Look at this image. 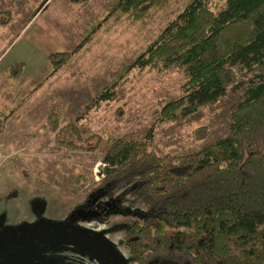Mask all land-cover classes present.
<instances>
[{"label": "rangeland", "instance_id": "374dc122", "mask_svg": "<svg viewBox=\"0 0 264 264\" xmlns=\"http://www.w3.org/2000/svg\"><path fill=\"white\" fill-rule=\"evenodd\" d=\"M41 2L0 0V115L5 114L0 125V264L127 261L119 244L118 214L105 222L78 218L73 226L49 233L56 238L51 245L37 226L64 219L81 202L82 190L100 176L110 139H148L156 154L194 152L230 133L228 115L242 92L228 86L188 115L176 110L166 116L164 106L180 95L182 69L158 62L127 67L187 0H164L145 15L130 17L110 10L112 0ZM54 51L69 54L51 71L46 55ZM13 62H22L23 73L7 72ZM249 76L240 74L237 80ZM105 86L108 99L95 103L93 96ZM72 121L82 138L73 141L82 148L61 140L70 136L61 128ZM199 128L204 134L196 138ZM94 142L95 148L87 149ZM8 232L26 235L27 245L9 244ZM74 238L78 246L64 243ZM108 246L114 248L107 258Z\"/></svg>", "mask_w": 264, "mask_h": 264}, {"label": "trees", "instance_id": "16d2710c", "mask_svg": "<svg viewBox=\"0 0 264 264\" xmlns=\"http://www.w3.org/2000/svg\"><path fill=\"white\" fill-rule=\"evenodd\" d=\"M163 2L112 0L110 10L140 16ZM210 3L187 0L127 67L158 62L182 69L180 95L166 103V116L176 110L188 115L228 86L240 89L228 115L230 133L191 153L156 154L148 139H110L100 176L64 219L44 223L50 233L78 218L105 222L115 213L126 264H264V0ZM68 54L48 53L51 71ZM6 69L11 76L23 73L22 62ZM245 73L250 76L244 82L237 80ZM108 97L105 86L92 99ZM61 130L70 135L61 139L64 145L83 147L73 141L82 140L73 121ZM203 134L204 128L195 131L196 138Z\"/></svg>", "mask_w": 264, "mask_h": 264}, {"label": "flooded vegetation", "instance_id": "af4514ba", "mask_svg": "<svg viewBox=\"0 0 264 264\" xmlns=\"http://www.w3.org/2000/svg\"><path fill=\"white\" fill-rule=\"evenodd\" d=\"M38 229L43 233V235L45 237L44 238L45 242L48 245H51L52 242H53V239H56V238L55 237H52V238L49 237V233H50L49 227H47L45 224H42V225L38 226ZM53 231H54V229H53ZM13 233L14 232H8L7 233V235H9V242H8L9 244H11V245H15L16 244V246L18 244L27 245L28 237L26 235L22 234L21 232H17V234H15V235ZM74 240H75V238L72 240V242H74ZM74 243H76V242H74ZM82 248L84 249V247H82ZM113 259H114L113 257L110 258V264H111V261ZM124 264H126V263H124Z\"/></svg>", "mask_w": 264, "mask_h": 264}, {"label": "water", "instance_id": "95a60500", "mask_svg": "<svg viewBox=\"0 0 264 264\" xmlns=\"http://www.w3.org/2000/svg\"><path fill=\"white\" fill-rule=\"evenodd\" d=\"M77 241V238H75L74 242ZM111 253H112V248L110 246L106 247L105 248V255L106 257L108 256H111ZM125 261L123 259H117V258H114L112 261H111V264H124Z\"/></svg>", "mask_w": 264, "mask_h": 264}]
</instances>
